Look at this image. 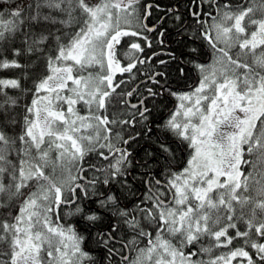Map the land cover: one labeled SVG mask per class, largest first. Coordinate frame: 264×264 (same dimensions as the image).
<instances>
[{
	"label": "snow or ice",
	"instance_id": "obj_1",
	"mask_svg": "<svg viewBox=\"0 0 264 264\" xmlns=\"http://www.w3.org/2000/svg\"><path fill=\"white\" fill-rule=\"evenodd\" d=\"M0 264H264V0H0Z\"/></svg>",
	"mask_w": 264,
	"mask_h": 264
},
{
	"label": "trees",
	"instance_id": "obj_2",
	"mask_svg": "<svg viewBox=\"0 0 264 264\" xmlns=\"http://www.w3.org/2000/svg\"><path fill=\"white\" fill-rule=\"evenodd\" d=\"M150 19H152L154 21L155 18L153 17V18H150ZM170 29H171V31H169ZM174 31L175 30L172 29L171 24L168 23L167 26H166L165 32L167 34L170 33L169 36H167L169 41L171 39H173V41L170 42V47L173 48V49H177V55H179V52L180 51H185L186 52L188 49L187 48H183V49L179 48V46L176 43V40L174 39V37H175V32ZM154 43H156L157 46H159L158 45V42L154 41ZM153 50H156V48H154ZM186 71L189 73L190 76L196 75V73L193 71V69H191V67H189L188 69H186ZM142 79H143V77H141V81H142ZM191 83H192V80L191 79H181L180 80L179 87L186 89L187 85H189ZM172 99H174V98H172ZM162 103H168L167 98L164 101H162ZM154 127H155L154 124L145 125L144 126L145 135H144L143 139H141L138 142V144H134L133 145V148L135 150H137L136 151V154H137V157L138 158L143 155V152L145 151V149L148 146V142H149V139L148 138H149V135H150L149 129L154 128ZM133 175H138V172H134Z\"/></svg>",
	"mask_w": 264,
	"mask_h": 264
},
{
	"label": "flooded vegetation",
	"instance_id": "obj_3",
	"mask_svg": "<svg viewBox=\"0 0 264 264\" xmlns=\"http://www.w3.org/2000/svg\"><path fill=\"white\" fill-rule=\"evenodd\" d=\"M175 32V31H174ZM169 34L170 33H166V35H165V37H164V45H163V47H170V42L171 41H173V39H171L170 41L168 40V37L167 36H169ZM164 57L163 56H161V59H163ZM137 151V150H136Z\"/></svg>",
	"mask_w": 264,
	"mask_h": 264
},
{
	"label": "water",
	"instance_id": "obj_4",
	"mask_svg": "<svg viewBox=\"0 0 264 264\" xmlns=\"http://www.w3.org/2000/svg\"><path fill=\"white\" fill-rule=\"evenodd\" d=\"M142 81H143V79H142Z\"/></svg>",
	"mask_w": 264,
	"mask_h": 264
}]
</instances>
